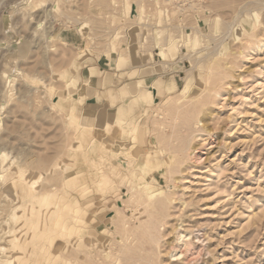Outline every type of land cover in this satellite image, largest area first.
<instances>
[{
	"label": "rangeland",
	"instance_id": "374dc122",
	"mask_svg": "<svg viewBox=\"0 0 264 264\" xmlns=\"http://www.w3.org/2000/svg\"><path fill=\"white\" fill-rule=\"evenodd\" d=\"M254 1L0 0V264H192L177 231L203 234L197 263L264 264ZM142 75L178 86L153 100ZM94 97L113 106L104 141Z\"/></svg>",
	"mask_w": 264,
	"mask_h": 264
},
{
	"label": "crops",
	"instance_id": "0c3cea01",
	"mask_svg": "<svg viewBox=\"0 0 264 264\" xmlns=\"http://www.w3.org/2000/svg\"><path fill=\"white\" fill-rule=\"evenodd\" d=\"M116 61H118V58H117ZM116 66H117V63H115L113 67H115L116 70H118ZM136 66L137 65H134L133 68H135ZM138 66L141 67V66H143V64L138 65ZM91 67H94V66H91ZM128 70H129V72H131L132 69L131 70L128 69ZM152 74H154V73L151 72L150 75L152 76ZM135 78L138 79L136 84L138 82L141 83V81H143L144 85H142V86H145V88L147 90L146 92L148 93L147 94L148 98H151L153 100H156V99H158L160 97V95L167 93V84H168V90L170 92L172 91L173 87L177 88V86H178L176 80H174L173 83L169 80V82H166L165 85H161V86L158 85V86L154 87L152 84H154V82H156V81L155 80H150L148 78V76L144 77V75H142V77L136 76ZM139 88H140L139 91H141L142 87H139ZM100 93H101V96H102V94H104V92H102V91H100ZM95 98L96 97H94V100H92V101L87 98L85 100V102L83 103L82 108L84 109V112H85V114H84L85 118L88 119L87 122L89 124H87V125H89L90 128H93V126L97 125L98 126L97 128L102 131L101 134L103 132H105V133L102 134V138H101L104 141L105 138L107 137V136H105L106 135L105 126H106L107 121H108L107 120V116H106L107 115V110L109 108H112L113 106H111L109 103H106L104 98L100 99L99 101L96 100ZM91 112H93V115L92 116L88 115V113H91ZM118 112L120 114H118L114 119H120V116H121L122 113L120 111H118ZM85 127H88V126L85 125ZM93 138H94V135H93ZM94 140H96V139L94 138ZM96 142L99 143L98 140H96Z\"/></svg>",
	"mask_w": 264,
	"mask_h": 264
},
{
	"label": "bare ground",
	"instance_id": "6f19581e",
	"mask_svg": "<svg viewBox=\"0 0 264 264\" xmlns=\"http://www.w3.org/2000/svg\"><path fill=\"white\" fill-rule=\"evenodd\" d=\"M257 1V0H256ZM256 1H254L255 3H256ZM166 2H169V1H166ZM254 2H253V4H254ZM172 3V2H171ZM249 3V2H248ZM257 3H258V1H257ZM264 3V2H263ZM261 3H259V5H260ZM163 5H167V3L166 4H163ZM252 4H250L249 6H251ZM173 6V5H172ZM190 7H191V5H189ZM243 6H244V4H243ZM242 5H241V7H243ZM223 7V6H222ZM177 8V7H176ZM194 8V7H193ZM199 9V8H198ZM202 9V7L200 8V10ZM218 9V8H217ZM175 10V9H174ZM173 10V11H174ZM186 10V9H185ZM194 10H196L197 11V9H194ZM200 10H199V12H200ZM204 10V9H203ZM209 10V9H208ZM215 10V9H214ZM195 12V11H194ZM201 12H203V11H201ZM210 12V11H209ZM220 12V11H219ZM194 14V13H193ZM203 14V13H202ZM201 14V15H202ZM215 14V13H214ZM220 15H221V12H220ZM222 17H223V13H222ZM200 19V18H199ZM167 41H163L162 43H159L156 47H161L160 45L162 44V46H164L163 48H165V46L167 45ZM162 49V48H161ZM196 108L195 109H193V112H196ZM199 121H197L196 122V124L198 123ZM188 129V128H187ZM186 129V130H187ZM196 130H194V129H189V130H187L186 132H185V136H186V138H185V140H184V142H182V144L181 145H179L180 147H179V151H181L182 152V156H183V160H184V157L186 158V160H193V162L194 163H197L199 160H201L202 158H201V156L198 154L197 155V153H198V148L199 147H196L197 145H191V141H192V139H193V137H194V139L197 137L198 138V136H203V135H205V134H203V132L202 131H204V128L201 130L200 129V131L201 132H199L198 134H195V135H193V133L195 132ZM198 131V130H197ZM199 139V138H198ZM200 140V139H199ZM193 144V143H192ZM208 144H210V142L208 143ZM202 145V144H201ZM200 145V146H201ZM202 147V146H201ZM204 147V146H203ZM189 234V233H188ZM198 234V233H197ZM190 235V234H189ZM185 236L186 235H183L181 232H179V231H177L176 233H175V237H174V245H172V248H175V251H178L179 252V256L180 255H182L183 257H185V259H187V261H194L192 264H205L204 262H203V259L201 260V258H200V260H201V262H198L197 263V259H194V255L195 254H199V252H195L194 250H193V245L195 244V245H197L198 243V245H201V237L200 236H203V234L201 235L200 234V236L198 235H194L195 236V240H189L188 238V240H186V241H184L183 239L185 238ZM190 236H192V235H190ZM201 238V239H200ZM154 240V239H153ZM179 241H181L182 243H183V246L184 247H186L187 249H186V251H184L183 252V250L181 251V249H180V245L178 244L179 243ZM202 242H203V240H202ZM204 244V243H203ZM205 245V244H204ZM191 247H192V249H191ZM84 251L83 250H78V254H77V258H79L80 260L78 261V263L79 262H81L82 261V263H84L83 262V257H84ZM69 255V254H68ZM172 255V254H171ZM173 255H177L176 253L175 254H173ZM86 256V255H85ZM196 258V257H195ZM196 261V262H195Z\"/></svg>",
	"mask_w": 264,
	"mask_h": 264
}]
</instances>
